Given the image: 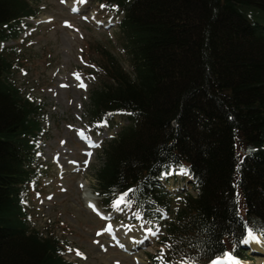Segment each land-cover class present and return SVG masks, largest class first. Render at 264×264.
Segmentation results:
<instances>
[{"label": "trees", "instance_id": "trees-1", "mask_svg": "<svg viewBox=\"0 0 264 264\" xmlns=\"http://www.w3.org/2000/svg\"><path fill=\"white\" fill-rule=\"evenodd\" d=\"M100 1L123 14L119 43L130 67L95 48L102 81L87 113L129 121L99 154L102 203L137 188L126 211L162 229L158 243L173 264H209L225 250L246 261L244 225L264 233V0ZM37 15L31 0H0V264H75L63 240L30 226L28 196L41 176L34 149L47 129L42 108L9 81L2 47ZM181 167L196 194L167 221L156 211L173 213L161 173Z\"/></svg>", "mask_w": 264, "mask_h": 264}, {"label": "rangeland", "instance_id": "rangeland-1", "mask_svg": "<svg viewBox=\"0 0 264 264\" xmlns=\"http://www.w3.org/2000/svg\"><path fill=\"white\" fill-rule=\"evenodd\" d=\"M31 1L38 10L37 17L23 20L16 39L2 44L12 64L9 81L24 98L42 108L43 127L47 129L34 149L41 176L28 196L30 226L63 240L65 258L75 264H151L149 254L162 249L158 243L162 229L159 227L157 235L149 236L142 244L120 247L117 241L122 244L127 238L143 239L140 225L144 221L126 209L116 212L111 206L105 207L94 177L101 165L102 147L129 124L123 115L104 117L98 122L87 113L90 90L102 81L94 53L97 46L109 50L130 72L119 43L118 25L123 14L100 0L82 4L78 0ZM73 7L78 11L73 12ZM77 73L86 87H79L80 80L74 75ZM81 131L100 146L89 147ZM88 152L92 155L88 156ZM173 173L161 181L172 195L173 213L162 212L167 221L174 218L186 193L196 194L188 172ZM87 198L93 200L96 211L89 208ZM108 224L112 225L115 240L104 231ZM123 225L131 226L132 231L127 232ZM245 246L248 258L242 264H264L263 238L261 243Z\"/></svg>", "mask_w": 264, "mask_h": 264}, {"label": "snow or ice", "instance_id": "snow-or-ice-1", "mask_svg": "<svg viewBox=\"0 0 264 264\" xmlns=\"http://www.w3.org/2000/svg\"><path fill=\"white\" fill-rule=\"evenodd\" d=\"M61 2H64V0H61ZM79 3H86V0H78ZM101 7H105L104 5H101ZM73 12L78 11V8L73 7L72 9ZM87 19V17H85ZM67 24V22H65ZM76 76V79L80 80L79 74H74ZM79 87L84 88L86 85L82 80H80ZM131 115V114H130ZM106 123V122H105ZM103 126V125H98ZM83 139H86L88 146L89 147H99L100 145L96 142H93L91 140V137H85L83 131L79 133ZM88 156H91L92 153L88 152ZM75 163V162H72ZM85 165H87L88 161L84 162ZM174 174L172 170H165L164 172L161 173V178H164L166 176ZM180 174H187V169H184L181 167L180 169ZM138 191L137 188H128L125 191H121L118 195H115V197L110 201V206L113 209V211L116 212H122L125 209L131 208L133 204V200L131 197ZM89 207L93 209V211H96V208L94 205L89 204ZM156 211L161 212L160 209H156ZM132 215L136 217L137 220L143 219V217L137 213L133 212ZM104 219H110V217H102ZM161 218H165L164 214L161 212ZM145 224L150 225L149 227H145ZM123 227L127 230V232L132 231V227L129 225H123ZM140 227L144 231V237L142 240H134V243H139L142 244L144 240H147L149 236H155L157 233L160 231L158 226H155L153 224L152 220H144V223L140 225ZM245 228V234L242 236V238L239 240V243L242 245H248L250 243H261V238L264 237V233H261L259 236L246 224L244 225ZM105 232H108L109 234L112 235V238L115 240L116 236L115 233L113 232V228L111 224H108L105 229ZM102 233L98 232L97 235H101ZM118 245L120 247H123V244H120L119 241H117ZM167 247H171L170 245ZM77 255H81L79 252H77ZM157 261V264H173L172 261L165 260V253L164 250L161 249L160 254L155 258ZM175 264H194V261L191 258H181L179 261H176ZM210 264H242V261L237 259L233 251L230 250H225L223 251L220 255L216 256L214 259L210 261Z\"/></svg>", "mask_w": 264, "mask_h": 264}, {"label": "bare ground", "instance_id": "bare-ground-1", "mask_svg": "<svg viewBox=\"0 0 264 264\" xmlns=\"http://www.w3.org/2000/svg\"><path fill=\"white\" fill-rule=\"evenodd\" d=\"M76 170H79V168H77ZM76 170H75V171H76ZM86 197H87V196H86ZM87 202H88V206H89V204H92V205L94 204V203H93V200L91 201V200L88 199V198H87ZM89 208H91V207H89ZM134 240H138V239H135V238H134V239H133V238H127L126 241L123 242L122 244H123V246H125V247H130V246H129L130 244H132V243L135 244V243L133 242ZM128 241H129V242H128Z\"/></svg>", "mask_w": 264, "mask_h": 264}, {"label": "water", "instance_id": "water-1", "mask_svg": "<svg viewBox=\"0 0 264 264\" xmlns=\"http://www.w3.org/2000/svg\"><path fill=\"white\" fill-rule=\"evenodd\" d=\"M243 247H246V246L241 244V248H243Z\"/></svg>", "mask_w": 264, "mask_h": 264}]
</instances>
